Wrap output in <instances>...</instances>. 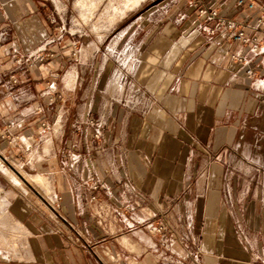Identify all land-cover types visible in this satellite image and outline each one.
<instances>
[{
    "label": "crops",
    "instance_id": "obj_1",
    "mask_svg": "<svg viewBox=\"0 0 264 264\" xmlns=\"http://www.w3.org/2000/svg\"><path fill=\"white\" fill-rule=\"evenodd\" d=\"M167 1L69 35L52 0H0V212L24 240L22 264H113L100 247L114 264H264V51L220 22L262 45L264 0H201L203 15ZM45 40L51 55L20 65L9 89L14 60ZM22 169L49 192L30 195ZM93 183L104 224L90 216Z\"/></svg>",
    "mask_w": 264,
    "mask_h": 264
},
{
    "label": "rangeland",
    "instance_id": "obj_2",
    "mask_svg": "<svg viewBox=\"0 0 264 264\" xmlns=\"http://www.w3.org/2000/svg\"><path fill=\"white\" fill-rule=\"evenodd\" d=\"M49 1H51V0H49ZM52 1L54 3H56V5L54 4V6H55L54 9H56V11L59 13V15L63 16L64 21L62 23L65 24L66 31L69 30V32H76L75 34H79L81 32H86V33H94V34L96 33L99 35L102 34L104 32V30L108 29L110 26L115 25V23H117V21H120L123 18H124V21H126V22H128L132 19H135V21H138V20H136V17L141 15L142 12H145L146 10H150V9L152 10V8H155V7L160 8L162 11H164L168 8V4H169V1H167V0H140L139 3L137 4V6H135L132 9L127 10L123 14V16L117 17L112 23H110V22H105L106 19L102 20L101 19L102 17L99 16V13H101V11L103 9L102 8L103 5L99 6L98 7L99 9L96 10L95 13L93 15H91L88 19H85L86 21H83L81 15L79 13V9H77L73 4L75 0H59L62 7H63L61 9L58 8L56 0H52ZM141 17H142L140 19L141 21L148 20L147 17L146 18H143V16H141ZM149 20H151V19H149ZM96 21L102 22L101 24L104 27V29L98 31V33L96 30H93V26L96 23ZM13 172H15V171H13ZM23 174L35 175V171L28 169L27 173H25V171H24ZM13 177L17 181L21 182L26 189H28L30 195L37 198V196H35V187H36L35 184H33L30 180H27L26 177H25V179L28 182V184L25 183V181L23 182L22 180H20V178L16 172L13 173ZM45 208H47L46 205H45ZM89 211L91 213L90 216L92 217V212H91V210H89ZM4 216H5V214L0 212V227H1L0 237H1V233H2L3 238L5 239V242L1 241V239H0V248L2 247V251L0 252V264H22L21 260H25V252L22 249L24 247V240L21 237H18V239H16L17 238L16 234L13 233L12 228H10L9 225L7 224L6 216L5 217ZM30 243H31L30 244L31 249L29 252H32L34 260H39L41 258L40 253L36 250V248L32 244L31 240H30ZM16 245H17V248L14 249ZM96 250H97V254L99 255V257H103L105 259V261H109L113 264L115 263L117 256L114 254V252H112L111 250L105 249L104 247L97 248ZM105 253H107V255ZM110 255L114 256V260L107 257Z\"/></svg>",
    "mask_w": 264,
    "mask_h": 264
},
{
    "label": "built area",
    "instance_id": "obj_3",
    "mask_svg": "<svg viewBox=\"0 0 264 264\" xmlns=\"http://www.w3.org/2000/svg\"><path fill=\"white\" fill-rule=\"evenodd\" d=\"M192 3H195L198 6V12L200 15H203L206 13V10L203 5H201V0H190ZM235 4H243L245 3L244 0H234ZM247 5L248 9H251L255 3L253 1H247L245 3ZM218 11L215 8L209 9L206 18H213L217 16ZM221 24H224V30L225 33H227L228 37L234 41L235 43L239 44L240 46L243 47H249L252 52L254 53H261L264 51V43L260 45V42H263L262 39H258V37L255 34L249 35L247 32H245L243 26L236 24L233 20L224 18L220 19ZM257 23H263L264 22V17L262 15H258L256 18ZM60 31L63 33H68L69 35H75L76 32H69V30L66 31L65 24L60 22V25L58 26ZM50 44L49 40H45L42 44L39 45L35 50L32 52L28 53L23 61L20 59H15L14 63L15 65L10 71V74L8 75V82H9V89H11L15 84H17L18 79L16 77V71L21 70L22 67L20 65L22 64H27V65H34L36 62H41L45 60L47 57H49L51 54L50 52L47 51V45ZM73 54L76 53V51L72 50ZM231 61L234 63L239 64H244L247 63L245 57L242 54L238 55H231ZM246 73L248 75H252L253 71L251 68H248L246 70ZM87 124L92 128V133L91 136L92 138L97 139L100 135L101 132V126L99 122H96L94 119L89 118L87 119ZM43 125V123H41ZM90 195H89V205L88 208H90L92 212V216L97 219V221L101 224H104V219L108 218L111 215V211L109 208L105 207L101 202L98 201L97 197V185L96 184H91L90 187ZM162 229L161 225H158L153 231L158 232Z\"/></svg>",
    "mask_w": 264,
    "mask_h": 264
},
{
    "label": "bare ground",
    "instance_id": "obj_4",
    "mask_svg": "<svg viewBox=\"0 0 264 264\" xmlns=\"http://www.w3.org/2000/svg\"><path fill=\"white\" fill-rule=\"evenodd\" d=\"M56 1H57L58 8L59 9L63 8L62 5H61V3H60V1L59 0H56ZM139 1L140 0H75L73 4H74V6L77 9H79V13H80L83 21H86L85 19H88L91 15H93L95 13L96 10L99 9L98 8L99 6L103 5V7H102L103 9H102L101 13H99V16L102 17L101 18L102 20L103 19H106L105 22L112 23L117 17L123 16V14L127 10L132 9L135 6H137V4L139 3ZM55 5H56V3H55ZM101 23L102 22H97L96 21V23L93 26V30H96L97 33H98V31L104 29V27H103V25ZM25 177L27 178V180H30L33 184H35L39 188V190L41 192H45V193H48L49 192L48 180H46L44 176L41 177L39 175H30V174L26 175L25 174ZM6 217H7V215H6ZM16 236H17V238L16 237L15 238L18 239V234L17 233H16ZM0 239H1V241L5 242V239L3 238V234L2 233H1ZM105 254L107 255V253H105ZM107 257L114 260V256L113 255H110V256H107Z\"/></svg>",
    "mask_w": 264,
    "mask_h": 264
}]
</instances>
